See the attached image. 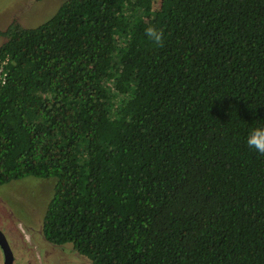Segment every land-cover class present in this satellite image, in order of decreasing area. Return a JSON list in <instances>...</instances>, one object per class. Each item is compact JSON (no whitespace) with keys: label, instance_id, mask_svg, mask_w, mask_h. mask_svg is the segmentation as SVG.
<instances>
[{"label":"trees","instance_id":"1","mask_svg":"<svg viewBox=\"0 0 264 264\" xmlns=\"http://www.w3.org/2000/svg\"><path fill=\"white\" fill-rule=\"evenodd\" d=\"M2 35L0 184L54 178L49 240L93 264H264V155L246 143L264 0H64Z\"/></svg>","mask_w":264,"mask_h":264},{"label":"rangeland","instance_id":"2","mask_svg":"<svg viewBox=\"0 0 264 264\" xmlns=\"http://www.w3.org/2000/svg\"><path fill=\"white\" fill-rule=\"evenodd\" d=\"M31 0H0V29ZM63 0H61L62 2ZM60 0L54 2L37 3L23 14L24 28H32L50 17ZM152 26V25H150ZM4 38H0V45ZM54 178H35L26 176L7 183L0 184V201L4 208L12 215V223L19 226L30 236L32 245L22 241L19 232L15 233L19 253L25 258L22 263L27 264H61L57 263L54 256H47L45 252L48 245L34 228L40 225L46 204L52 194ZM39 222V223H38ZM9 234L7 237L9 238ZM34 236V237H33ZM68 245V244H66ZM82 258V256H79ZM83 260H85L83 258Z\"/></svg>","mask_w":264,"mask_h":264},{"label":"flooded vegetation","instance_id":"3","mask_svg":"<svg viewBox=\"0 0 264 264\" xmlns=\"http://www.w3.org/2000/svg\"><path fill=\"white\" fill-rule=\"evenodd\" d=\"M50 1L54 2L55 0H31L29 2L30 4H27L25 7H23L19 13H16L10 19V21H8V23L3 27V29H0V38H4V35H2V32H4L10 25L17 24L18 26H20L19 22L22 23L23 14L27 12L29 8L33 7L37 3L47 4ZM60 3H61V0L57 4L56 8L58 7ZM4 206L5 205L1 200L0 201V264H23L22 260H24L25 258L18 251L19 246L17 245L16 239H15V233L19 232L18 236H20L22 241L29 245H32L30 236L23 231V229L19 226V224L16 227H15V224L13 226L12 215L10 214V212H8V210L4 208ZM33 231L39 233L42 239L48 245V247H46L45 249V252L48 253L46 255L49 257L54 256V258L56 259L55 261L57 263L93 264L91 260H89L87 257L82 255L81 253H79L71 245V243H68V242L56 243L54 241L49 240L43 231V216H42L40 225L38 224V226L34 228ZM8 233H10L9 238L7 237ZM79 256H82V258ZM83 258L85 260H83ZM24 264H27V261Z\"/></svg>","mask_w":264,"mask_h":264},{"label":"clouds","instance_id":"4","mask_svg":"<svg viewBox=\"0 0 264 264\" xmlns=\"http://www.w3.org/2000/svg\"><path fill=\"white\" fill-rule=\"evenodd\" d=\"M145 36L157 45L162 46L163 33L153 26L145 29ZM247 146L257 153L264 155V127L254 128L250 131L246 139Z\"/></svg>","mask_w":264,"mask_h":264},{"label":"built area","instance_id":"5","mask_svg":"<svg viewBox=\"0 0 264 264\" xmlns=\"http://www.w3.org/2000/svg\"><path fill=\"white\" fill-rule=\"evenodd\" d=\"M8 57L4 56L0 58V87L5 84L6 82V73H7V64H8Z\"/></svg>","mask_w":264,"mask_h":264}]
</instances>
